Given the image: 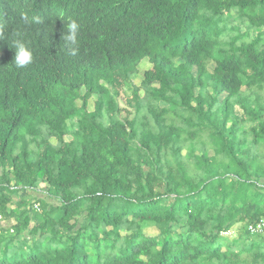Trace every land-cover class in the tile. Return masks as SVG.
Here are the masks:
<instances>
[{
    "label": "trees",
    "instance_id": "trees-1",
    "mask_svg": "<svg viewBox=\"0 0 264 264\" xmlns=\"http://www.w3.org/2000/svg\"><path fill=\"white\" fill-rule=\"evenodd\" d=\"M0 215V264H264V0H0Z\"/></svg>",
    "mask_w": 264,
    "mask_h": 264
},
{
    "label": "rangeland",
    "instance_id": "rangeland-1",
    "mask_svg": "<svg viewBox=\"0 0 264 264\" xmlns=\"http://www.w3.org/2000/svg\"><path fill=\"white\" fill-rule=\"evenodd\" d=\"M230 24H231V26H237V23H235V22H230ZM247 28H248L247 23H245L244 25H241L240 26V33H245L247 31ZM215 67H216L215 64H211L209 66L210 71H213ZM150 68H151V65L149 64V62L147 60H144L143 62H141L138 66V71L131 76L130 82L128 84H125L122 87V89L120 90V96L118 97V102H119L120 108L122 110L121 115H120L121 118H125L129 114L134 113V109H132L128 105L127 100L132 98L133 89L140 88L139 86H141V83L144 79V73ZM220 99L221 100L224 99V96H222ZM93 102H94V100H92L90 103V110H93ZM79 105H80V103H79ZM76 127H77V119L73 118L71 121V130L76 129ZM243 226L244 225H242V224L235 226L234 228L229 230V232L224 233V236H227L228 238H230L232 240H237L242 233ZM145 234L148 236H155L158 234V231L155 228H146Z\"/></svg>",
    "mask_w": 264,
    "mask_h": 264
},
{
    "label": "clouds",
    "instance_id": "clouds-1",
    "mask_svg": "<svg viewBox=\"0 0 264 264\" xmlns=\"http://www.w3.org/2000/svg\"><path fill=\"white\" fill-rule=\"evenodd\" d=\"M71 34L66 38L69 41L75 42V35L77 25L72 23L70 26ZM33 59L31 50L25 46L22 42H16L14 46V59L13 62L20 67H24L29 64Z\"/></svg>",
    "mask_w": 264,
    "mask_h": 264
},
{
    "label": "built area",
    "instance_id": "built-area-1",
    "mask_svg": "<svg viewBox=\"0 0 264 264\" xmlns=\"http://www.w3.org/2000/svg\"><path fill=\"white\" fill-rule=\"evenodd\" d=\"M40 206L39 204H37L35 206V209L36 210H39ZM3 221V217L0 215V222ZM249 231L252 233V234H264V222H260L256 225H250L249 226Z\"/></svg>",
    "mask_w": 264,
    "mask_h": 264
},
{
    "label": "crops",
    "instance_id": "crops-1",
    "mask_svg": "<svg viewBox=\"0 0 264 264\" xmlns=\"http://www.w3.org/2000/svg\"><path fill=\"white\" fill-rule=\"evenodd\" d=\"M9 223L7 221H1L0 222V229L4 228V227H8V226H11V225H8Z\"/></svg>",
    "mask_w": 264,
    "mask_h": 264
}]
</instances>
